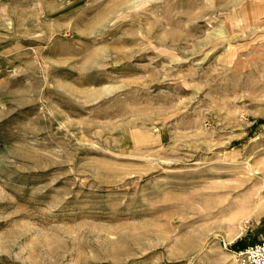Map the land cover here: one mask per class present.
<instances>
[{
    "label": "rangeland",
    "instance_id": "374dc122",
    "mask_svg": "<svg viewBox=\"0 0 264 264\" xmlns=\"http://www.w3.org/2000/svg\"><path fill=\"white\" fill-rule=\"evenodd\" d=\"M264 234V0H0V264H242Z\"/></svg>",
    "mask_w": 264,
    "mask_h": 264
},
{
    "label": "built area",
    "instance_id": "2783aa9c",
    "mask_svg": "<svg viewBox=\"0 0 264 264\" xmlns=\"http://www.w3.org/2000/svg\"><path fill=\"white\" fill-rule=\"evenodd\" d=\"M242 264H264V234L237 251Z\"/></svg>",
    "mask_w": 264,
    "mask_h": 264
}]
</instances>
